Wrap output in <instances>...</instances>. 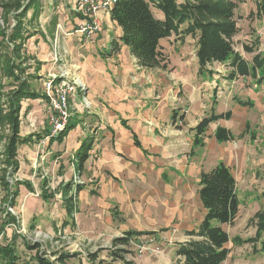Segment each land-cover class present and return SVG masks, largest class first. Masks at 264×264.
Here are the masks:
<instances>
[{
    "label": "rangeland",
    "instance_id": "1",
    "mask_svg": "<svg viewBox=\"0 0 264 264\" xmlns=\"http://www.w3.org/2000/svg\"><path fill=\"white\" fill-rule=\"evenodd\" d=\"M28 1L0 0V109L2 110H0V115L3 117L9 111L10 94L18 86L16 78L4 71L7 59L13 56L11 52L13 46H7L6 42H8L9 34L16 23L13 15L16 4L20 2L25 7ZM38 1L40 9L37 12V16H33V9H30L24 17L28 32L34 34V36L26 40L22 51L16 54L14 60L17 66L14 69V73L20 80L28 81L34 91L45 95L49 81L54 80L58 83L62 79L59 77L62 69L71 71V79L81 77L79 76V65H72L74 63L71 55L67 54L66 42L61 40L62 36H66V34L62 31L59 32L57 27L62 25L66 28L67 19L75 18V13L73 12L74 0ZM235 1L237 3V20L240 26L239 33L234 40L235 49L246 57H252L253 53L244 51L243 47L245 45H253L259 39L260 45L257 51L264 50V21L257 15V0ZM53 32L56 33L52 34ZM103 32L100 34V38L103 37ZM188 39L190 42L188 47L185 48L190 53L189 65H194L192 38H187L179 43L180 45L188 43ZM178 40L180 38L172 36L171 39L164 41V47L169 51L173 49ZM38 42H40V55L39 50H36ZM55 49L59 56L62 57L57 63L54 62L56 58L54 56ZM84 49L82 53L84 58L93 54L97 58L93 60L94 65L101 62L98 54L100 48L98 46L91 47L92 50ZM222 70L223 72L226 71L224 68ZM85 71H81L84 79L81 78V80L84 83L85 81H90L88 80L90 76L89 78L84 77ZM177 72H180V69L158 70L159 75L165 73L167 76H172L177 74ZM242 84L235 85L233 88L234 92H236L234 100L245 97L241 93V90L244 89L258 92L264 91V82L258 83L252 78L243 81ZM87 88L78 96L76 103L74 101L71 103V111L74 114H72L70 122L74 117L80 121L77 128L71 130L62 142L58 141L57 138L63 132L58 136H51L50 139L52 138L54 141H50L46 137V133L50 131L47 122L48 99H33L31 97L23 99L20 113L23 130H20V134H26L32 128L35 129L34 132L26 135L40 133L43 139H34L26 146L18 148L17 165L9 163L7 158V148L12 136L11 125L8 120H5V117L0 119V244L15 243L24 261L29 260L31 255L35 253L25 246V241H29L31 243H40L42 250L52 260H58L61 254L71 255L67 259V264H95L89 259L88 255L96 251H98L99 256L96 263L102 264V261H104L122 264L119 260L115 261L109 256L113 238L123 236L129 229L131 221L129 215L127 218L126 212L120 205L122 203L121 200L127 206V191L137 184L142 186L143 183L142 179L139 178L131 182L124 175L120 176V179L118 177L117 180L114 179V169L118 172L123 167L121 163H115L108 157L105 159L106 162L103 166L105 161L103 150L107 145V139L113 135L114 126L118 125L121 119L126 121L129 119L127 117L128 113L121 108V104L134 103L135 107L136 102L128 99L114 102L107 97L91 95L89 85ZM179 90V95L182 96V85L179 86ZM202 92L206 97L205 99L202 98V95H197L195 98L191 97L187 101H181L177 100L173 96V92L169 91L163 95L156 93L149 97L141 96L139 103L141 100L146 101V106L153 109L164 105L170 108L174 105L177 111L175 117L177 121H181L183 109L189 108L186 118L181 122L191 127L193 125L196 126L203 117L210 114L213 105L218 112L231 110L232 104L227 102L226 98L220 104H217L218 102H215L216 99L213 93L210 97L205 87ZM84 97L91 102L90 108L87 107ZM35 105L41 107V112H37V119L30 120L28 115ZM184 105L188 106L185 107ZM252 112L253 110L247 113L250 116ZM174 114L175 112L171 113V118H173ZM243 114V110L241 112L236 110L233 118L225 119L226 124L222 125H229L234 134L238 133L243 127ZM160 119L164 121L166 114L164 113V116L160 117ZM33 123H36V125ZM132 124H134L133 120ZM164 127L165 125L160 126V132L156 131V133L163 134ZM216 127H211L208 131L210 132L211 130L212 132V129L215 131ZM253 128V125L250 124L247 129L248 136L251 135ZM91 137L95 139V147L89 154L90 158L80 170L81 155L85 152L86 146L91 143ZM212 139L209 140L208 147L205 150V153L209 154L208 166L214 164L211 158L220 156L227 150L223 146V142L222 144L218 142L215 136ZM109 140L111 141L110 143H113L112 139ZM211 140L214 142H211ZM80 141H84L83 147H80ZM227 146L231 145L227 144ZM197 147L202 148L203 146ZM251 163L260 167L261 173L257 177L258 181L251 185V180H249V184L246 185L245 179L239 178V195H241L242 200L241 211L234 226L225 224L224 227L228 230L231 237L253 238V241L245 242L239 246L234 245L232 241L229 242L228 246L231 248V255L223 264H264V230L257 235L258 220H251L258 211L264 214V197L262 196L264 192V152L261 151L254 158V161L251 159ZM111 167L114 169H111ZM164 180L168 183L171 182L168 174L162 178V181ZM162 181H160V178H149L150 186L151 184L160 185ZM79 185L84 186L85 189L78 193ZM246 188L252 191L251 194H245ZM16 189H19L20 195L15 200L16 205L11 206L10 192ZM67 190L70 191L69 195L74 196L76 199V208L71 213L66 207L65 191ZM94 190L96 193L92 194ZM116 210L121 212L120 216L123 221L114 218L112 211ZM9 214L15 216L17 221H10ZM159 222L162 224L165 220L160 219ZM174 228L171 226L170 230L174 231ZM167 230L159 231L165 237L158 235V238L148 244L139 243L138 239L134 240L129 246L131 253L127 254V258L134 260L136 264H179L176 250L179 243L186 241L190 237L186 232L181 240H176L167 235ZM179 234L181 233L178 232L177 236ZM148 237L142 236L141 238ZM140 244L143 247L144 245L148 246L149 251L140 252V248H142ZM156 248H159L161 252L157 253L155 251Z\"/></svg>",
    "mask_w": 264,
    "mask_h": 264
},
{
    "label": "crops",
    "instance_id": "2",
    "mask_svg": "<svg viewBox=\"0 0 264 264\" xmlns=\"http://www.w3.org/2000/svg\"><path fill=\"white\" fill-rule=\"evenodd\" d=\"M74 17L73 19H67L68 22L65 30H73L75 24L80 19L76 13ZM101 26L103 27L102 32L104 31L102 38L99 37L102 34L101 32L90 42L85 41L84 38H81L77 34L63 35L61 40L66 42L67 54L71 55L72 62L74 63L72 65H79V76L83 79L82 70H86L84 72L85 78H89L90 76V79H88L90 81H85V83L91 88V95L107 97L114 102H119L122 99L136 102L135 107L134 103L121 104V108L128 113V115L126 114L129 117L127 125L132 130L119 122L118 125L114 126L111 138L107 139L108 142L105 141L107 145L103 150L104 160L108 157L115 163H121L123 167L118 172L111 167V169H114V179H120L122 175L127 177L131 182L136 181L137 178L142 179V186L137 184L127 191V206L121 200L122 203L120 205L122 209L126 212L127 218L129 215L131 219L128 230L156 231L154 235L163 236L159 231L168 229L167 235L176 240H181L187 231L196 229L199 226L206 214L201 198L198 195L199 178L203 170L208 171L211 169L209 167H214L219 162L224 161L225 164L232 168L233 175L237 181L238 195L239 178L245 179L246 185L249 184V180H251V185L255 181H258L257 177L261 173L260 167L253 165V163L250 164V161L251 159L254 161V158L261 151L264 152V91L241 90V93L245 96L242 100H252L253 105L250 106H243L238 100H234L236 92H234L233 88L235 85H243V81L254 78L249 75L230 79L228 78L230 71L221 63L208 65L209 67L206 71L200 73L196 55L197 44L193 38L194 65H189L190 53L185 48L189 45V39L187 40L188 43L182 45L179 43L181 41L178 40L173 49L169 51L164 47V51L169 55V69H180V72L172 76H167L165 73L159 75L158 70H162L159 68L146 69L140 67L137 64L136 56L131 54L130 48L127 46L122 47L119 55L103 58L100 55L101 51L111 45L113 36L120 34L121 28L114 25L111 20V14L105 12L101 14ZM55 33L53 32L52 34ZM96 46L100 48L98 54L100 55L101 62L94 65L93 60L97 58L93 54L84 58L82 53L85 50L84 48L90 50L91 47ZM36 50H39L40 55V42H38ZM241 54L247 60L252 58L246 57L243 53ZM222 68L226 69V71L223 72ZM255 80L257 81V79ZM180 85L183 87L182 96L179 95ZM204 87L210 97L213 93L214 97H216V102H218L217 104H220L225 98L227 102L232 104L231 111L233 114L231 118L235 115L236 110L240 112L241 110L244 111L242 117L243 127L235 135L244 131L245 134L242 138L237 137L234 141H224L223 146L227 150L222 155L211 158L212 163H214L212 166H208L209 154L205 153V150L215 131L212 129V132L211 130L207 132L205 145L202 148L194 147L193 138L195 131L193 127L195 126H186L181 122L186 118L189 108L183 109L182 113L185 117L182 119L181 115V121H177V118H171V113H177L174 105L170 108L164 105L153 109L146 106V101L141 100L139 103V100L142 98L141 96L149 97L156 93L163 95L169 91L173 92V96L181 101H187L191 97L195 98L197 95H202V98L205 99L206 97L202 92ZM39 107L35 105L32 108L28 115L30 120L37 119V112H41V107ZM251 110L253 112L249 116L248 113ZM164 113L166 114V119L161 121L160 117L162 118ZM217 113L221 112L217 111ZM132 120L134 124H132ZM33 124L36 125V123ZM211 124V127L225 126L231 129L229 125H222L226 124L225 119ZM250 124L254 128L251 131V135L249 134L250 136H248L247 129ZM162 125H165L164 133L157 134L156 131H159V127ZM211 127L209 128L211 129ZM21 128L22 131V125ZM34 130L31 128L28 133L34 132ZM133 132L137 134L138 140L141 141L145 151L135 145ZM26 134L21 133L22 136H26ZM109 139H112L113 143H110ZM212 140L211 142H214ZM83 142L80 141V147ZM227 144L231 146H227ZM23 146H26V144L20 145L19 148ZM192 149L193 153H191ZM105 162L106 160L103 162V166ZM167 174L169 175L170 183L166 182V180L162 181V178ZM151 177L160 178L161 184H151L150 186L149 178ZM246 190L247 188L245 189V194H251L252 191L250 189ZM263 193L262 196H264ZM239 197L241 198V195ZM160 219H164L165 222L161 224L159 222ZM171 226L175 227L174 231L170 230ZM178 232L181 233L179 236H177Z\"/></svg>",
    "mask_w": 264,
    "mask_h": 264
},
{
    "label": "trees",
    "instance_id": "3",
    "mask_svg": "<svg viewBox=\"0 0 264 264\" xmlns=\"http://www.w3.org/2000/svg\"><path fill=\"white\" fill-rule=\"evenodd\" d=\"M38 2V0H29L26 4L27 7H24V4L20 2L16 4L15 12H13L16 23L9 34L8 42H6L7 46H13L11 51L13 56L7 59L4 71L14 76L18 81V86L9 97V111L4 116L12 130L7 148V158L9 163L16 165L17 149L20 145L29 144L34 139H43L40 133L26 136L20 134V113L23 99L29 97L47 99V96L34 91L28 81L20 80L14 73L17 66L14 60L16 54L22 51L25 41L34 36L28 32L24 17L30 9H33V16H37L40 9ZM256 7L258 17L264 21V0H257ZM110 11L111 20L114 25L121 28V33L113 36L111 45L101 51L100 55L103 58L119 55L122 47L127 46L130 48L131 54L136 56L137 64L140 67L167 70L170 60L169 55L164 51V41L171 39L172 36H177L180 41H185L189 37L196 40V55L200 73L206 71L208 65L221 63L230 71L228 74L230 79L250 75L257 79L258 83L264 81V50L257 51L260 40L258 39L253 45L243 47L244 51L254 53L249 60L235 49V36L240 30L235 0H118ZM238 102L243 106L253 105L252 100L239 99ZM211 109L212 112L193 127L195 131L194 147L205 145V136L211 123L221 119L229 120L233 114L231 110L217 113L214 105ZM175 116L176 113L173 119ZM4 117L0 115V119H4ZM184 117L185 115H182V119ZM79 121L74 117L57 140L62 142L71 130L77 128ZM121 123L132 130L126 120L121 119ZM48 134L49 132L46 133V137ZM244 134L245 131L235 135L231 129L225 126H218L214 132L215 138L220 143L234 141L237 137L242 138ZM133 137L135 145L143 149L141 141L138 140L137 134L134 132ZM93 138L91 137V143L86 146L85 152L81 155L80 170L90 158L89 154L95 145ZM51 140L54 141L52 138ZM83 146L84 142L81 147ZM191 153H193V149ZM28 185L30 186V184ZM84 189V186L79 185L78 193ZM69 192L65 191V200L67 210L71 213L76 208V199L69 195ZM94 193H96L95 190L92 191V194ZM19 195V189L10 192L11 206L16 205L15 200ZM198 195L206 214L196 229L187 231L190 238L179 243L176 250L179 264H223L231 255L229 242L232 241L234 245L239 246L245 242L253 241V238L231 237L224 227L225 224L235 225L242 205L231 166L223 161L208 171L203 170L199 178ZM112 213L114 218L123 221L120 216L121 212L116 210ZM253 219L258 220L257 235H259L264 230V214L258 211L251 220ZM9 220L17 221L16 217L11 214H9ZM154 233L156 231H126L123 236L113 238L109 256L115 261L119 260L122 264H136L134 260L127 258V254L131 253L129 246L139 235H153ZM25 246L35 252L27 261L21 257L15 243L0 244V264H67V259L71 256L61 254L58 260H52L42 250L40 243L25 241ZM88 257L93 263L98 264L96 263L99 258L98 251L90 253ZM102 264H113V262L102 261Z\"/></svg>",
    "mask_w": 264,
    "mask_h": 264
},
{
    "label": "built area",
    "instance_id": "4",
    "mask_svg": "<svg viewBox=\"0 0 264 264\" xmlns=\"http://www.w3.org/2000/svg\"><path fill=\"white\" fill-rule=\"evenodd\" d=\"M118 2V0H75L73 5V12L80 18L75 24L72 31H65L62 25H58L59 32L62 31L66 35L77 34L86 41H93L101 32L103 27L101 26V14H111V8ZM61 28V30H60ZM56 56L55 63L62 59L55 49ZM71 71L62 69L59 77L60 81L57 83L54 80L49 81L46 86L45 95L49 101V108L47 112V122L50 128L47 139L51 136H58L63 132L65 126L70 122L72 117L71 103L77 102L78 96L82 92L87 90L88 85L84 83L81 78L75 77L70 78ZM87 103V107H91V102L88 98L84 97ZM176 230V229H175ZM149 236L148 238L141 237ZM158 236L153 235H139L135 240L138 239L139 243L153 242ZM142 245L140 244V247ZM149 251L148 246L140 248V252ZM155 251L160 253L159 248Z\"/></svg>",
    "mask_w": 264,
    "mask_h": 264
}]
</instances>
